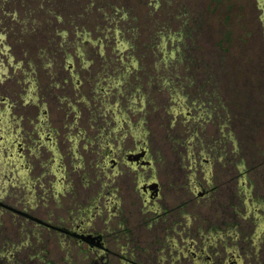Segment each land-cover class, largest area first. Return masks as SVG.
I'll return each mask as SVG.
<instances>
[{"label": "rangeland", "instance_id": "374dc122", "mask_svg": "<svg viewBox=\"0 0 264 264\" xmlns=\"http://www.w3.org/2000/svg\"><path fill=\"white\" fill-rule=\"evenodd\" d=\"M39 222L264 264V0H0V264L99 263Z\"/></svg>", "mask_w": 264, "mask_h": 264}, {"label": "trees", "instance_id": "16d2710c", "mask_svg": "<svg viewBox=\"0 0 264 264\" xmlns=\"http://www.w3.org/2000/svg\"><path fill=\"white\" fill-rule=\"evenodd\" d=\"M22 214V213H20ZM25 215V214H22ZM26 220H30L29 216H26ZM231 220H233L231 218ZM39 224H41L42 227H46L48 229H55L58 230L57 232H63L65 233V236L68 237L69 239H73L76 240L77 243L79 245H86V249L85 252H90L92 254H95V258H94V262H96L97 260L99 261L98 264H107V263H103L100 262V260L102 259V257L104 255H107L110 251L108 249V247L104 244V242H102L103 236L100 233H85V234H81L79 231V228H73V229H69V230H65L64 228L61 227H57L54 226L52 224H48L46 222H39ZM231 250V252H233V256L228 257V260L232 262V264H240L241 263V258H235L234 256L237 255L235 253V249L231 248L229 249ZM131 256H125L123 255V261H125V264H142L140 262H138L135 257H133V254L129 253ZM202 254V253H201ZM199 254V259L198 261L200 262H204V256L203 254L201 255ZM230 253L228 252V255ZM189 255V253H188ZM122 262V261H121Z\"/></svg>", "mask_w": 264, "mask_h": 264}]
</instances>
